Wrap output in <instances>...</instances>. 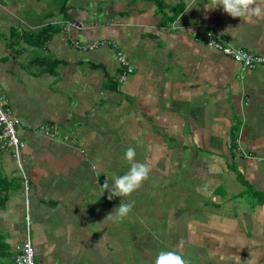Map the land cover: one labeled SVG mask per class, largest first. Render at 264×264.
<instances>
[{"label": "crops", "instance_id": "obj_1", "mask_svg": "<svg viewBox=\"0 0 264 264\" xmlns=\"http://www.w3.org/2000/svg\"><path fill=\"white\" fill-rule=\"evenodd\" d=\"M207 3L0 0V97L21 121L30 188L25 213L16 159L0 148L4 260L30 240L35 264H154L161 251L264 264V67L208 45L264 55V17ZM94 41L127 66L110 44L73 45ZM129 147L149 176L109 200L102 186L128 171ZM120 202H134L128 216L106 218Z\"/></svg>", "mask_w": 264, "mask_h": 264}, {"label": "clouds", "instance_id": "obj_2", "mask_svg": "<svg viewBox=\"0 0 264 264\" xmlns=\"http://www.w3.org/2000/svg\"><path fill=\"white\" fill-rule=\"evenodd\" d=\"M189 8H192L190 5ZM206 10H215L222 8L225 13L233 18L246 17H264V0H209L204 5ZM135 148L129 147L125 150L123 159L126 160L130 167L123 175H113L108 177L102 186L108 192V199L114 197H127L134 191L138 190L142 183L148 178L150 168L147 164L135 160ZM109 179L112 184L109 187ZM134 206L133 203L120 202L110 214L106 216L108 219L119 221L128 216ZM154 264H187L184 256L176 251H161L154 258Z\"/></svg>", "mask_w": 264, "mask_h": 264}, {"label": "built area", "instance_id": "obj_3", "mask_svg": "<svg viewBox=\"0 0 264 264\" xmlns=\"http://www.w3.org/2000/svg\"><path fill=\"white\" fill-rule=\"evenodd\" d=\"M73 27L79 26V22H74ZM103 44H110L111 47L117 52V60L121 66L126 65V58L124 54L119 51L117 45L108 42L94 41L89 44H79L74 43L75 48H79L83 52H89L97 49ZM208 45L219 50L226 56L232 58L236 63H239L243 69L252 66H262L264 67V55H256L248 51H242L232 46L225 44L221 41L208 40ZM130 71V70H128ZM21 128V121L17 118L10 116L8 108L5 105L4 97H0V148L11 150L14 158L17 162V167L20 173L24 193H25V213L29 211V181L27 179L26 173L22 168L20 163V151L24 148V142L20 140L18 136V131ZM48 137H55V134H49L45 132ZM28 214V213H27ZM25 226L29 230L30 226V216L29 214L25 217ZM13 264H35L34 259V249L30 240H27L24 244L19 246L16 250V255L14 257Z\"/></svg>", "mask_w": 264, "mask_h": 264}, {"label": "trees", "instance_id": "obj_4", "mask_svg": "<svg viewBox=\"0 0 264 264\" xmlns=\"http://www.w3.org/2000/svg\"><path fill=\"white\" fill-rule=\"evenodd\" d=\"M177 8L179 10V9H181V6H179ZM43 36H44V38L41 39L43 41L41 43L42 45H43V43H45L48 40L50 33L48 34L47 32H43ZM7 196H8V186L5 183V179L0 177V208L5 203ZM7 257H9V254L7 253L6 248L2 244L1 237H0V264H13L14 263L13 261H14L15 256H13L11 263H8L7 260H4Z\"/></svg>", "mask_w": 264, "mask_h": 264}, {"label": "rangeland", "instance_id": "obj_5", "mask_svg": "<svg viewBox=\"0 0 264 264\" xmlns=\"http://www.w3.org/2000/svg\"><path fill=\"white\" fill-rule=\"evenodd\" d=\"M17 167V166H16Z\"/></svg>", "mask_w": 264, "mask_h": 264}]
</instances>
